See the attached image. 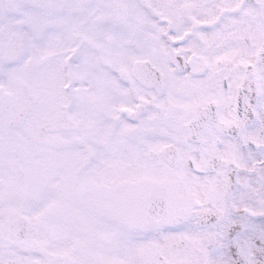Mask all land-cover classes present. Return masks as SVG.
I'll return each instance as SVG.
<instances>
[{
	"label": "snow or ice",
	"instance_id": "1",
	"mask_svg": "<svg viewBox=\"0 0 264 264\" xmlns=\"http://www.w3.org/2000/svg\"><path fill=\"white\" fill-rule=\"evenodd\" d=\"M0 264H264V0H0Z\"/></svg>",
	"mask_w": 264,
	"mask_h": 264
}]
</instances>
